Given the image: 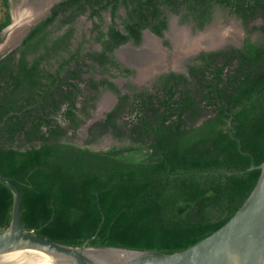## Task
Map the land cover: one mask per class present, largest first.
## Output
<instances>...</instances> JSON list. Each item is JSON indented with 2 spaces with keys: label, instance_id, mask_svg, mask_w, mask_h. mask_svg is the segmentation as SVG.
Instances as JSON below:
<instances>
[{
  "label": "trees",
  "instance_id": "16d2710c",
  "mask_svg": "<svg viewBox=\"0 0 264 264\" xmlns=\"http://www.w3.org/2000/svg\"><path fill=\"white\" fill-rule=\"evenodd\" d=\"M125 5L122 34L108 33L115 45L141 41V29L162 36L160 7L202 30L215 7L236 15L244 29L241 48L202 52L188 76L158 78L154 93L131 97L102 81L118 97L104 120L78 145L66 138L76 130L77 96L83 63L69 48L71 32L50 36L62 15L71 23L86 9L91 16L110 6L112 17ZM11 23L9 0H0V33ZM104 33L99 34L105 47ZM103 48V49H104ZM113 47L109 49L111 51ZM91 54L100 67L109 58ZM68 55L50 72L42 65ZM98 56V57H97ZM32 57V60H28ZM116 67L120 64L113 57ZM77 62L76 66H72ZM122 71L131 73L128 69ZM96 88L93 80L87 83ZM88 96L82 104L87 116ZM122 114L127 120L121 121ZM116 143L93 149L104 135ZM264 161V0H62L19 48L0 56V176L21 194L20 218L27 233L70 247H114L173 254L206 238L241 207L254 188ZM13 194L0 182V231L11 221Z\"/></svg>",
  "mask_w": 264,
  "mask_h": 264
},
{
  "label": "water",
  "instance_id": "95a60500",
  "mask_svg": "<svg viewBox=\"0 0 264 264\" xmlns=\"http://www.w3.org/2000/svg\"><path fill=\"white\" fill-rule=\"evenodd\" d=\"M57 1L49 2L35 17L30 16L24 34L14 42V47L20 45L44 11ZM13 19L11 14V23L0 34L12 30ZM218 48L201 49L217 51ZM254 168L260 169L259 178L238 211L206 238L173 254L85 245L70 247L27 233L20 218V191L0 176V182L13 194L10 224L0 231V264H37L36 258L41 256L47 257L51 264H264V161L248 170Z\"/></svg>",
  "mask_w": 264,
  "mask_h": 264
},
{
  "label": "flooded vegetation",
  "instance_id": "af4514ba",
  "mask_svg": "<svg viewBox=\"0 0 264 264\" xmlns=\"http://www.w3.org/2000/svg\"><path fill=\"white\" fill-rule=\"evenodd\" d=\"M61 1L62 0H59L56 3H54L53 5H51V7L49 9H47V11H45L46 14L44 15V13H43L44 16L42 15V18L39 19V21H37L36 24H34L31 29H33L39 22L43 21L48 16H50L52 8L54 6H56ZM160 8L162 11L161 18L166 17L167 29L162 32V36L157 35L152 30H150V28L141 29V41L139 44H134L131 39L128 41H125L123 43H118L117 45H115V43H116L115 39L112 41H109V42L107 41L109 39L108 33L110 32L111 28H114L115 30L120 31L122 34H127V31H126L125 25H124L125 20L127 19V9H126L125 5H123V4L119 5L118 8L116 9L115 17H112V11H111L110 6L107 7L105 10H102L100 12L99 17H96V16L92 17L91 11L89 9H86L83 13L78 14L71 23L61 25L64 17L62 15H59L57 17V19H55V21L48 27V30L51 32L50 36L62 35L66 31H70L71 32V38H70L69 48L72 50V52H76L77 50H79L80 51V54H79V58H80L79 60L80 61L79 62L80 63L84 62L83 64H85V65H83V68H82V70L85 72L81 73V76H80L81 82L79 83V87L81 89V93L78 94V96H77V104H76L77 111H75V116H76L75 118H76V120L81 121L80 125L76 130H73L71 128H68L69 121H67V122L62 121L61 122L62 127L68 129V131L66 133V138H68V140L71 141V139H73V137H75L76 134H79L82 127L85 124H87L89 122V120H92L93 116H96L97 114L100 113V114H102V118L98 119L96 121H93L86 129V135H87L86 140L90 139L91 136L88 134V130L90 129V127L92 125H94L96 122L104 120L106 115L108 113H110L114 109L116 104L118 103V98H117L118 96L113 91L108 89L106 87V85H101L100 82L106 80L107 82L113 83L117 87V89L119 90L121 95L127 94V95H129V97H131L134 92L140 93L144 90L148 91L149 93H154V88L158 85V80H159L158 78H160L163 75L169 74V73L183 74L185 76H188V66L193 65L194 63L195 64L198 63L197 57L200 55V53L206 52V51H201L197 54V56H195L194 58L189 60L185 66V68H186L185 72H180L176 69L174 70V68L172 70H170L166 66H164L163 61H165V59H167L166 54H169V52L168 51L166 52V50H163V48H164V34L168 30V27H169V21H168L169 20V14H168V12H170V11H168L167 9H165L163 7H160ZM170 13H172V12H170ZM104 14H108V16H109L108 22H106ZM83 16H86L88 18V20L90 21V27L88 30V33H89L88 39L90 41H92V43H91V45L87 46V48L85 47V44H86L85 39L82 42L76 41L77 30H76V26H75V21L78 18L83 17ZM172 25L174 26L173 23H172ZM192 25L194 28H197L193 22H192ZM173 26H172V29H173ZM205 27H206V25H205ZM100 32L104 33V35H107L104 37V40L107 41V43L105 44L106 48H104V45L102 44V39L100 40L98 38ZM146 35L148 37L153 38L155 40V42H157V46L159 47V49L162 48V49H160L161 52H159V53H162L163 57H162V63H159L158 67L152 68L150 73H145L144 75L142 74L143 78H145V79H144V81L141 79L140 81L143 82L142 83L143 85L138 86L132 82L133 79H136L137 76H139V74H141L140 70L138 69L139 67L137 66L136 61L138 60V58L140 56L148 55L150 50H151V49L145 50L147 48V46H146V48L144 47L147 44L145 42V39H146L145 36ZM174 37H175V35L172 34V49H173ZM23 39H22V41H23ZM244 40H245V38H244ZM244 40H243V43H244ZM21 44H22V42L20 43V45H17L12 50L19 48L21 46ZM74 44H77V45L74 46ZM111 47H113V49L111 51H109V49ZM228 47H233V46H228ZM228 47H226V48L228 49ZM103 48L106 49L104 52V57H107L110 60L103 67H100L98 64V61L95 60V58L90 59L89 57L91 54H98V56L101 55V53L104 50ZM234 48H237V47H234ZM239 48H241V47H239ZM12 50H10V51H12ZM156 52H158V50ZM156 52H154V53H156ZM60 55H61V57L59 55H57L55 57L50 58L48 62L44 61L42 66L45 69H49L50 72H53L54 69L58 66V64H60V62L62 61V57H64V58L68 57V55L62 51H60ZM110 57H113V59L116 62H118L120 64V66L116 67L115 65H113ZM28 60H32V57H28ZM184 60H182V61H184ZM76 63L77 62H73L72 66H76ZM123 68L128 69L131 73L126 72V71H122ZM120 79L129 81V83L124 85V89L126 90L125 92L123 91V89H121L118 86L117 80H120ZM90 80H93V82L96 84L95 89L91 90L90 87H87V83ZM88 96H94V97H96V99L95 100L88 99L87 109H86L87 116H86L85 114H83V112L81 110H82V104H83V102H85L87 100ZM106 96L110 99V102L107 106L102 107L101 102H102L103 98ZM123 116H124V114H122L121 119H123ZM106 136L112 137L111 134H107V135H104L102 138H105ZM101 139H99V141Z\"/></svg>",
  "mask_w": 264,
  "mask_h": 264
},
{
  "label": "rangeland",
  "instance_id": "374dc122",
  "mask_svg": "<svg viewBox=\"0 0 264 264\" xmlns=\"http://www.w3.org/2000/svg\"><path fill=\"white\" fill-rule=\"evenodd\" d=\"M22 1L23 0H9L10 3V11L12 15H15V12L18 11L20 12V7L22 5ZM51 7V6H50ZM48 7V9L50 8ZM47 11V10H46ZM46 14V12L44 11V15ZM169 14V27L168 30L165 32L164 34V48L163 50H166V52H169V58L165 59V61H163L164 66H166L168 69L172 70L174 68V70H178L180 72H185L186 68V64L189 60H191L192 58H194L195 56H197V54L201 51H204L202 49H198L195 50V52L187 57L184 61L175 63L172 61L171 62V57H172V34H176L178 31L181 30H186L188 31L187 33L190 34V36H194L197 34H200L202 32H204L205 30H208L210 27L213 26H217L220 22V25H230L231 23H234V25L238 28L240 37L239 39L236 41V43H224L223 45L220 46L221 49H224L228 46H233V47H242L243 45V40L246 36H248V38L254 42V43H260L262 42L263 38L260 32L255 31L252 29L253 26H257L260 25L262 22L260 19H256L254 21H251L248 24V28L244 29L241 21L233 14H230L228 10L222 8V7H215L213 10V14H212V19L210 20L211 22L209 24L206 25L205 28H203L202 30H197L193 27L192 22L190 20L182 22L181 18L183 16V13H179V14H174V13H170ZM43 15V16H44ZM104 17L106 19V22L109 21V16L108 14H104ZM232 21V22H231ZM172 23L174 24V26L172 25ZM75 26H76V41L77 42H82L84 39L86 40V44L85 47L87 48V46L91 45L92 41H90L88 39L89 33V27H90V21L88 20V18L86 16L80 17L75 21ZM173 26V29H172ZM177 31V32H176ZM176 32V33H175ZM10 32L7 34H0V55H4L5 53H7L8 51L13 49V44L15 41H12L11 43H7L9 41V36H10ZM15 36V33H13ZM7 38V39H6ZM17 38V37H16ZM77 44H74V46H76ZM220 48H218V50H220ZM162 49V48H160ZM206 52H210V51H206ZM172 54V55H171ZM167 58V57H166ZM174 65V66H173ZM145 78H143L142 74H139V76H137L136 79H133L132 82L135 83V85L141 86L143 85L142 81ZM118 82V86L123 89V91L125 92L126 90L124 89V85L129 83L128 80H117ZM131 82V81H130ZM102 118V114H97L96 116H93L92 120H89V122L87 124H85L81 131L79 132V134H76L75 137H73V139H71V141L75 144L78 145H83L85 143V140L87 138L86 135V129L87 127L93 122L96 121L98 119ZM128 116L127 114H124L123 119H121V121L127 120ZM116 143V141L110 137V136H106L105 138H102L98 143L90 145L91 148L93 149H106L112 145H114Z\"/></svg>",
  "mask_w": 264,
  "mask_h": 264
},
{
  "label": "bare ground",
  "instance_id": "6f19581e",
  "mask_svg": "<svg viewBox=\"0 0 264 264\" xmlns=\"http://www.w3.org/2000/svg\"><path fill=\"white\" fill-rule=\"evenodd\" d=\"M53 0H23L22 5L20 7V12L16 11L13 15L14 19V27L10 31L9 41L7 43H11L16 39H20V37L24 34L25 27L29 24L31 15L34 17L42 12L49 2ZM232 22V21H231ZM221 23V22H220ZM210 27L208 30L202 32L201 34H197L194 36H190L186 30L176 31L174 41H173V49H172V59L174 64L182 62V60L191 56L195 50L201 48L214 49L223 45L224 43H236L239 39L240 34L238 28L231 23L230 25H220ZM15 33V36L14 34ZM17 37V38H16ZM145 42L147 43L144 47L147 48L145 50L151 49L149 54L144 56H140L136 61L138 69L141 74L150 73L152 68L158 67L159 63H162V53L159 47L157 46V42L151 37L145 36ZM7 39V38H6ZM158 50V52H156ZM156 53H154V52ZM122 55V54H121ZM120 55V56H121ZM170 54H166L167 59ZM165 56V55H164ZM122 57V56H121ZM147 57V58H146ZM165 59V58H164ZM153 64V65H152ZM174 66V65H173ZM110 99L106 96L103 98L101 102V106L105 107L109 104ZM37 264H51L49 259L45 256H41L36 258Z\"/></svg>",
  "mask_w": 264,
  "mask_h": 264
}]
</instances>
